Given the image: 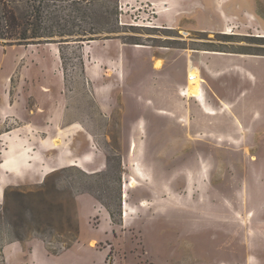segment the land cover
Here are the masks:
<instances>
[{
    "label": "rangeland",
    "instance_id": "rangeland-1",
    "mask_svg": "<svg viewBox=\"0 0 264 264\" xmlns=\"http://www.w3.org/2000/svg\"><path fill=\"white\" fill-rule=\"evenodd\" d=\"M93 1L116 33L0 45V264H264V0Z\"/></svg>",
    "mask_w": 264,
    "mask_h": 264
},
{
    "label": "trees",
    "instance_id": "trees-1",
    "mask_svg": "<svg viewBox=\"0 0 264 264\" xmlns=\"http://www.w3.org/2000/svg\"><path fill=\"white\" fill-rule=\"evenodd\" d=\"M93 9V0H0V45L55 44L57 36H80L78 41L81 42L96 41L95 35L116 33V30L95 28L74 31L80 27L78 19L86 24H89L88 20H94L89 14ZM87 34L91 36L88 40L84 39Z\"/></svg>",
    "mask_w": 264,
    "mask_h": 264
},
{
    "label": "crops",
    "instance_id": "crops-1",
    "mask_svg": "<svg viewBox=\"0 0 264 264\" xmlns=\"http://www.w3.org/2000/svg\"><path fill=\"white\" fill-rule=\"evenodd\" d=\"M119 46L120 47L115 45L114 47L118 50L119 48H122V49L124 48V45H119ZM97 58L96 56L92 55L91 57L92 63L96 62ZM90 70H91L90 72L94 74L96 68L94 67V69L91 68ZM34 109L35 110H34V114L32 118L25 116L24 121L26 120L29 121L27 129L29 130L33 129L35 131L40 130L43 127L41 125V121H45L47 119L49 120L50 124L46 125L45 127L51 128L52 126H54L51 124V121H54L53 119L55 117L53 113H55V110L57 109L55 93H53L52 90L38 91L36 100H35ZM59 112H61L60 113L61 118L64 120L66 116L65 109L60 110ZM16 116L18 118L20 117L19 115H16ZM9 157H10L9 155H7V157L5 156V161L1 164L2 170L7 174L20 172L22 165H24V163L26 164L27 159L22 155L16 156L13 158L11 157L9 158ZM91 159H92V156L90 154L85 155L82 158L78 159L76 163H72L71 166H76V167L83 169L84 164L91 162L92 161ZM80 227H81L82 239H87V221L82 219L80 223ZM70 254H74V253H72L71 250H68V252L65 253V256L70 257L71 256ZM2 255L7 264H48L46 260L49 261L51 259V257H49L48 255V252L46 250V246L44 245V243L40 241H35V240L31 243V250H30V254L27 260L23 258V255H24L23 248L21 247L20 244H17V243H11L6 246H3ZM66 259L68 258L61 260L62 264H65Z\"/></svg>",
    "mask_w": 264,
    "mask_h": 264
},
{
    "label": "bare ground",
    "instance_id": "bare-ground-1",
    "mask_svg": "<svg viewBox=\"0 0 264 264\" xmlns=\"http://www.w3.org/2000/svg\"><path fill=\"white\" fill-rule=\"evenodd\" d=\"M138 48H142V47L140 46V47H138ZM156 68H157V69H160V64H159V63L156 64ZM194 81H195V80H194ZM183 95H186V94H183ZM200 100H201V99H200ZM92 245H93V244H92Z\"/></svg>",
    "mask_w": 264,
    "mask_h": 264
}]
</instances>
